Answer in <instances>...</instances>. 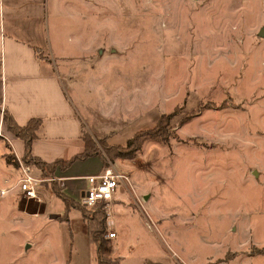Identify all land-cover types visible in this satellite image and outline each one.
<instances>
[{
    "label": "rangeland",
    "instance_id": "374dc122",
    "mask_svg": "<svg viewBox=\"0 0 264 264\" xmlns=\"http://www.w3.org/2000/svg\"><path fill=\"white\" fill-rule=\"evenodd\" d=\"M61 4L60 13L51 8L61 34L49 39L51 56L71 77L67 91L111 132L85 150L107 154V166L130 177L114 193L118 235L110 245L107 227L103 257L264 264V0ZM140 130L146 135L127 146ZM5 172L0 190L14 189L0 192V264H97L81 210L66 211L46 183L42 203L28 200L16 169ZM108 207L91 210L108 223Z\"/></svg>",
    "mask_w": 264,
    "mask_h": 264
},
{
    "label": "crops",
    "instance_id": "0c3cea01",
    "mask_svg": "<svg viewBox=\"0 0 264 264\" xmlns=\"http://www.w3.org/2000/svg\"><path fill=\"white\" fill-rule=\"evenodd\" d=\"M61 3L62 0H0V176H4L6 170L15 168L20 178L19 167L11 163L7 155L13 153L18 159H23L26 150V141L6 126L4 109L12 113L19 125H25L34 117L42 118V127L33 140L31 155L47 162L80 155L86 146L82 138L85 131H89L94 138L110 139L111 132L103 131L94 111L67 91V81L63 77H71L66 70L62 76L51 56L52 42L49 39L60 38L61 35L51 8L60 13L63 8ZM52 26L55 28L53 35ZM102 47L96 48L105 52L107 48ZM133 106L131 104L130 107L135 109ZM107 159V154L99 152L78 158L66 169L57 166L54 179L59 180L58 185L66 195L81 201L73 194L80 190L82 194L87 175L101 173L107 166ZM81 165L85 166L86 172L73 171L74 167ZM33 171L35 175L42 174L37 166ZM82 178L86 179L84 183L80 182ZM122 183L128 186L127 182ZM8 187L12 188L10 191L14 189ZM115 198V201L120 200L119 196ZM112 207L113 202L110 211ZM108 220L114 228L112 219ZM117 235L118 232L113 238L107 237V242L114 246ZM108 256L118 258L119 264L118 255L114 253Z\"/></svg>",
    "mask_w": 264,
    "mask_h": 264
},
{
    "label": "trees",
    "instance_id": "16d2710c",
    "mask_svg": "<svg viewBox=\"0 0 264 264\" xmlns=\"http://www.w3.org/2000/svg\"><path fill=\"white\" fill-rule=\"evenodd\" d=\"M0 66H1V61H0ZM1 108V105H0ZM4 122L6 123V126H8V129L14 133L18 137H22L24 141H26V150L24 154V161L34 165L35 167L37 166L42 170V174L46 178H52L55 176V169L56 167H60L61 169H66L67 166H69L74 160L81 158V157H87L90 155L95 154L96 152L103 153L100 150H96L94 152H88L84 149L83 152H81L80 155H76L70 159H56L55 161L52 162H47L43 160L41 157H34L31 155V148H32V143L35 137L38 136L39 130L42 127V118L41 117H34L31 120L28 121L25 125H19L12 113L8 111L7 109H4ZM164 116L160 118L161 119ZM147 130V129H144ZM140 130L138 131L133 139H130L127 143V146H132L135 139L137 137L141 138L140 136L146 135ZM84 134V133H83ZM143 134V135H142ZM137 136V137H136ZM85 140V144L87 145L88 142H94L96 139L91 136V134L86 135L85 137H82ZM119 147L121 145L118 144H110L109 148H114V147ZM86 147V146H85ZM131 153L128 156H130ZM8 160L11 163H14L16 166L19 165V160L18 158L13 155V153H10L7 155ZM108 164V161H107ZM44 183L48 184L49 186H52L55 193L58 194L66 203V211H68L72 207L79 208L84 214V217L89 221V230H90V239L97 244V257L98 259V264H117L118 263V258H115V260L111 259L107 260L103 257V251L105 250L106 243L104 240L103 235L105 234L107 230V213L102 211V210H95L92 211L91 208L85 206L84 204H81V201H76L74 199H71L68 195H66L63 192V188L58 185V180L57 179H52V181H45ZM105 204V202H103ZM64 217V216H62Z\"/></svg>",
    "mask_w": 264,
    "mask_h": 264
},
{
    "label": "built area",
    "instance_id": "2783aa9c",
    "mask_svg": "<svg viewBox=\"0 0 264 264\" xmlns=\"http://www.w3.org/2000/svg\"><path fill=\"white\" fill-rule=\"evenodd\" d=\"M0 135H2L1 130ZM18 160V167L21 171V175L17 186H19L21 193L26 199H32L39 204L40 202L42 203L44 200L40 194V188L45 181H52L55 177L46 178L43 174L35 175L33 171L34 165L24 161L22 158ZM87 180L89 186L82 192L80 198L81 204L95 209L102 202H105L106 206L108 205L110 207L114 199L115 191L122 182L130 181V177L128 173L121 171L117 168L116 164L112 163L110 166L105 167L101 173L87 175ZM10 189L12 188H2L0 192L2 195H5ZM108 213V218H110L112 214L110 209H108ZM108 228H110V230L106 234L107 237L113 238L116 236L117 232L115 228H113V223L110 220H108Z\"/></svg>",
    "mask_w": 264,
    "mask_h": 264
},
{
    "label": "water",
    "instance_id": "95a60500",
    "mask_svg": "<svg viewBox=\"0 0 264 264\" xmlns=\"http://www.w3.org/2000/svg\"><path fill=\"white\" fill-rule=\"evenodd\" d=\"M260 35H264V29L261 30ZM145 198H148L147 195L144 196ZM29 243L26 244L27 247H29Z\"/></svg>",
    "mask_w": 264,
    "mask_h": 264
}]
</instances>
